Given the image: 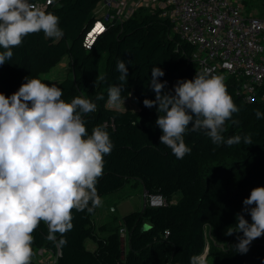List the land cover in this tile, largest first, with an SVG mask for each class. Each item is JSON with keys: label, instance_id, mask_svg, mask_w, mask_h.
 Returning <instances> with one entry per match:
<instances>
[{"label": "trees", "instance_id": "1", "mask_svg": "<svg viewBox=\"0 0 264 264\" xmlns=\"http://www.w3.org/2000/svg\"><path fill=\"white\" fill-rule=\"evenodd\" d=\"M102 1L56 0L42 9L59 17L63 35L26 36L12 49L11 60L0 65V93L11 96L26 78H38L61 88L67 102L90 99L97 110L84 117L89 135L102 126L114 145L104 156L103 176L96 185L101 199L137 182L148 194L164 195L167 204L143 205L105 223L94 221L97 208L91 213L73 210V228L63 236L57 233L55 242L47 239L48 228L41 222L33 233L32 264H45L37 254L41 248L56 258L54 264H190V258L207 247L206 264H264V236L252 242L247 254H240L235 245L243 233L226 235L238 223L243 200L253 188L264 187V118L255 115L257 110L264 113V94L246 100L243 79L231 77L225 84L240 111L225 123L222 135L225 140L250 135L252 144H215L206 130L192 131L190 124L184 139L191 153L177 159L160 142V113L143 101L155 100L148 87L154 67L165 72L159 78L167 81L165 92L179 80L194 79L201 71L193 57L195 48L173 31L169 20L147 9L110 25L87 48L85 36ZM64 60V76L48 82L43 75ZM121 60L129 70L121 94L125 104L108 106L109 86L121 83L116 70ZM127 102L137 109L126 107ZM244 215L251 223V216ZM122 226L128 231V249L120 235ZM61 239L67 243L60 244ZM88 240L96 243L94 249L87 247Z\"/></svg>", "mask_w": 264, "mask_h": 264}, {"label": "clouds", "instance_id": "2", "mask_svg": "<svg viewBox=\"0 0 264 264\" xmlns=\"http://www.w3.org/2000/svg\"><path fill=\"white\" fill-rule=\"evenodd\" d=\"M39 32L46 38L62 37L59 17L30 0H0V49L4 50L0 65L11 60L12 49L26 36ZM116 70L121 83L109 86L107 104L120 107L125 104L121 94L129 70L123 60ZM164 75L161 68L152 69L148 87L155 100L145 99L143 104L160 113L156 120L163 133L160 142L177 159L191 153L184 139L190 124L192 131L206 130L215 144H252L250 135L227 140L222 135L225 123L240 111L222 76L205 68L165 92L167 81L159 79ZM62 97L61 88L38 78H26L11 96L0 93V264H32L33 233L41 222L48 228L47 239L55 242L57 233L63 236L73 228V210L91 213L103 204L96 185L113 142L102 126L89 135L84 117L97 110L96 103L82 97L67 102ZM255 115L264 118L259 110ZM243 206L238 223L226 235L243 233L235 249L247 254L252 242L264 236V187L253 188ZM244 213L251 216V223ZM190 264H206L205 257L194 255Z\"/></svg>", "mask_w": 264, "mask_h": 264}, {"label": "built area", "instance_id": "3", "mask_svg": "<svg viewBox=\"0 0 264 264\" xmlns=\"http://www.w3.org/2000/svg\"><path fill=\"white\" fill-rule=\"evenodd\" d=\"M41 9L56 0H30ZM245 0H103L96 18L86 33L84 45L90 48L97 36L110 25L130 19L140 9L157 13L169 20L172 29L194 46V59L203 71L219 75L224 82L231 77L243 79L241 92L253 101L264 94V16L246 8ZM99 25L103 30H97ZM164 206L167 199L160 193L144 192V206ZM115 210L114 207L111 209ZM125 244L128 231L120 229ZM208 252V247L206 252ZM202 254L206 260V254ZM45 264H54L44 249L37 251Z\"/></svg>", "mask_w": 264, "mask_h": 264}, {"label": "rangeland", "instance_id": "4", "mask_svg": "<svg viewBox=\"0 0 264 264\" xmlns=\"http://www.w3.org/2000/svg\"><path fill=\"white\" fill-rule=\"evenodd\" d=\"M244 2L246 8L249 11H251L254 14H258L259 16H264V0H245ZM65 62L66 61L64 60V63L57 65L55 68H53L51 72L45 73L43 77L48 82H54V80L59 76L60 78L63 77L64 76L63 68L65 67ZM126 107L137 109L136 105L132 102H127ZM121 194L124 195L128 194L130 196L126 197L124 201L122 199L118 201L120 205L119 207L120 212L124 210L129 213L131 211H135L143 207L144 205L143 188L140 184L126 186L125 191ZM107 196H105L106 199H110V197H112L111 194ZM120 214L122 213H118L119 218L122 217V215ZM128 241L129 239L126 240L125 242V249H128ZM86 244L89 249H93V247L96 245V243L93 240H88ZM205 254L207 258L208 252Z\"/></svg>", "mask_w": 264, "mask_h": 264}, {"label": "crops", "instance_id": "5", "mask_svg": "<svg viewBox=\"0 0 264 264\" xmlns=\"http://www.w3.org/2000/svg\"><path fill=\"white\" fill-rule=\"evenodd\" d=\"M136 184H140L141 183H137V182H131L130 184L128 185H136ZM127 185V186H128ZM142 186V185H141ZM125 188L124 187L123 189L115 192V193H112L110 197V199H106V197H103L102 198V201H103V204L102 206L98 207L97 208V211L96 213L94 214V221L96 223H105V222H108V221H111L113 219L114 216H117L119 217L118 213H122L120 215H122V217L127 214L128 212L126 211H119V200L122 199L123 201L125 200L126 197L130 196L128 194L124 195V194H121L125 191ZM143 188V187H142ZM144 189H143V195H144ZM114 194V195H113ZM108 197V196H107ZM112 207L115 208L114 211H112ZM128 238V237H127ZM128 240V239H127ZM125 245V244H124ZM96 247V245L93 247V249Z\"/></svg>", "mask_w": 264, "mask_h": 264}, {"label": "snow or ice", "instance_id": "6", "mask_svg": "<svg viewBox=\"0 0 264 264\" xmlns=\"http://www.w3.org/2000/svg\"><path fill=\"white\" fill-rule=\"evenodd\" d=\"M97 30L102 31L103 29L99 25H97Z\"/></svg>", "mask_w": 264, "mask_h": 264}, {"label": "bare ground", "instance_id": "7", "mask_svg": "<svg viewBox=\"0 0 264 264\" xmlns=\"http://www.w3.org/2000/svg\"><path fill=\"white\" fill-rule=\"evenodd\" d=\"M252 10V9H251Z\"/></svg>", "mask_w": 264, "mask_h": 264}]
</instances>
